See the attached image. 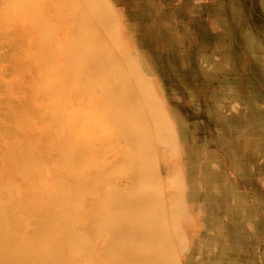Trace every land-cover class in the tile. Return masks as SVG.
Segmentation results:
<instances>
[{"label": "bare ground", "instance_id": "6f19581e", "mask_svg": "<svg viewBox=\"0 0 264 264\" xmlns=\"http://www.w3.org/2000/svg\"><path fill=\"white\" fill-rule=\"evenodd\" d=\"M83 1L90 7L91 13L99 18L102 27L110 29L106 16L111 11L106 6L107 2ZM119 1L126 6L129 19L137 25L139 46L147 54L150 64L164 78V94L173 103L170 115L173 128L177 130L173 133L180 137L178 149L183 159L180 167L186 175L183 182L165 178L158 183L159 162L170 159L171 163L173 155L166 157L161 150L157 156L152 153L151 146L137 144L146 143L151 131L162 141L167 139L161 127L159 129L155 124L147 126L145 122L150 118L160 119L162 115L153 107L151 83L143 73L138 75L139 64L134 61L131 46L118 37L121 29H114L115 36L103 41L89 18L83 14L85 5H74L70 23L73 30L68 33L72 35L73 49L68 55L75 60L82 52L76 66L86 67L77 70H85L88 85L96 84V90L100 94L103 91L105 105L113 110V117L116 114L120 117L119 128L121 126L122 131L127 132L128 140H131L130 149L135 150L134 154L128 155V160L125 155L122 156L121 162L130 160V164L134 165V175L130 180L137 192L131 197L122 191L114 193L111 213L120 210L129 212L122 220H112V230L103 256L109 259L110 264H132L131 257L140 264L141 260L150 261L159 252L162 253L157 239L166 240L163 232L169 229L170 219L168 204L164 205L166 201L161 198L174 191L180 200L176 199L173 206L180 211L176 212L178 215L181 213L182 222L189 223L190 234H199L198 241L194 240L200 250L207 241L218 247L214 259L219 264H264V251L258 249V233L264 227V192L255 189L248 194L236 183L241 177L246 179L253 176L256 182L264 179V0ZM204 1L208 4L203 5ZM171 19L181 20L180 35L169 33L167 25ZM186 23L189 25L186 26ZM62 40L68 41L66 33ZM179 48L181 54L177 55ZM159 56L163 57L165 66L159 65ZM167 73L171 80L167 78ZM103 82L111 87L103 88ZM209 84L212 89H206L205 85ZM139 96L144 101L142 105L138 104L141 102ZM2 100L1 103L6 99ZM187 104L194 107V114ZM4 133L1 132L0 137L2 134L4 137ZM216 151L220 152L223 160L216 156ZM170 171L173 170L170 168ZM61 173H71L75 182L85 180L74 168L69 171L64 166ZM141 183H146L148 187L141 189ZM64 191L65 196L67 190ZM140 193L148 195L142 198ZM66 201L58 202L64 207ZM51 204L58 205L54 201ZM12 209L5 210L3 216L12 213ZM72 213L78 212L74 210ZM29 214L39 217L35 219L32 231H25L21 223L11 222L10 235L18 239L15 243L19 245H4L2 240L8 237L0 235V264H45L54 258H58L57 264L68 263L69 258H64L59 245L48 237L50 226L42 220L41 211ZM86 233L89 234V231ZM143 237L150 239L142 242ZM75 239L67 237L60 243L70 246L71 255L78 253L81 247ZM82 245L87 251L91 243L84 239ZM204 255L208 257L205 264L214 263L209 250Z\"/></svg>", "mask_w": 264, "mask_h": 264}, {"label": "rangeland", "instance_id": "374dc122", "mask_svg": "<svg viewBox=\"0 0 264 264\" xmlns=\"http://www.w3.org/2000/svg\"><path fill=\"white\" fill-rule=\"evenodd\" d=\"M105 1L107 8L111 11L106 16L110 25L108 30L102 27L99 18L91 13L90 7L83 0H64V2L63 0H0V100H7L0 102V125L2 126H0V133L4 131L6 133V129L10 134L12 132L11 135H7V132L4 133L6 136L3 137L2 134L0 137L2 139L0 140V235L8 237L2 240L4 245L9 247L19 245L15 243L18 239L10 235L11 222L21 223L25 231H32L35 227V219L39 217L29 213L40 210L43 215L42 220L50 226L47 232L48 237L55 242V245H59L63 257L69 258L66 264H91L92 262V264H110L109 259L103 256V250L110 238L112 220H122L129 212L120 210L111 213L114 207L113 195L122 191L131 197L137 192L133 186L134 183L130 180L134 175V165L130 164V160L126 163L121 162L122 156L125 155L128 160V155L134 154L135 150L130 149L131 140H128L127 132H123L121 126L119 128L120 117L117 114L115 117L111 115L113 110L105 105L106 100L102 99L103 91L100 94L96 90V84L88 85L84 76L85 70L81 72L77 70L86 67L85 65L76 66L78 58L82 57V52L75 60L70 59L68 55V52L73 49L72 35L68 33L73 30L70 23L74 5H85L83 14L89 18L103 41L115 36L114 29L116 30L117 27L121 29L118 37L131 46L134 61L139 64L138 75L143 73L151 83L153 107L157 108L162 115L160 119L156 117L159 121L150 118L145 122L147 126L155 124L159 129L161 127L162 134H166L167 139L162 141L151 131V136L146 143L137 142V144L143 147L151 146L152 153L157 156L161 150L166 157L169 154L173 155L171 163L170 159L159 162L158 183L165 178L168 180L175 178L183 182L186 175L180 167L183 161L178 149L180 137L173 133L177 131L175 127L173 128V119L170 115L173 103L164 94L166 93L163 90L164 78L158 69L153 67L152 63L150 64L147 54L139 46L137 42L139 30L136 23L129 19L126 6L119 0ZM202 4L208 3L204 1ZM177 20L173 22L171 19L167 27L169 33L180 35L181 20ZM186 24V26L189 25V23ZM65 33L68 41L63 42ZM158 50L160 52L161 48ZM176 53L181 54V48L177 49ZM159 63L164 66L166 64L162 56H159ZM167 74V78L171 80L170 74ZM90 79L92 80L91 76ZM142 81L145 82V78ZM205 86L206 89L213 88L210 84ZM104 87L108 88L111 85L106 86L103 82ZM140 97L141 102L138 104L142 105L144 101ZM13 100L16 101L13 102ZM187 106L194 114V107L189 104ZM19 133H21L20 137ZM216 153V156L223 160L220 152L216 151ZM192 160L193 157H191ZM192 162L195 163L194 160ZM64 166L69 171L76 169L85 180L81 183L75 182L71 173H61ZM170 168L173 171H170ZM13 176H16L15 179ZM252 178L253 176H248L246 179L241 177L235 180L242 191L250 194L252 186L249 184H253ZM231 179L234 181L233 177ZM140 187L146 189L148 185L141 183ZM64 189L67 190L65 196ZM140 195L143 198L148 194L140 193ZM165 196L166 199H161L166 201L164 205L168 204L170 224L169 229L163 232L166 240H161L159 237L157 239L163 252H159L157 257L150 258V261L141 260L140 264H181V262L182 264H205V259L208 257H205L204 253H207V250L213 254V264H219L214 259L215 253L219 250L217 246L204 241L200 250L199 244L195 245L199 234L194 236L190 234L191 228L187 225L189 223L182 222L181 213L178 215L176 212L180 211L173 206L179 197L175 196L174 191L166 193ZM64 199L68 201L64 207H61L58 201ZM53 201L58 205L51 204ZM11 207L13 212L3 216V212ZM71 210L72 212L76 210L78 213H72ZM88 231L89 234L86 233ZM75 234L79 236L74 237ZM258 234L260 238L258 249L263 252L264 229ZM67 237L76 238L75 240L81 245L75 255H71L69 245L60 244L61 241L67 240ZM84 239L91 243L87 251L82 245ZM149 239L143 237L142 242H147ZM57 259L54 258L50 260L51 262L48 260L45 264H57ZM131 263L137 264V261L131 257Z\"/></svg>", "mask_w": 264, "mask_h": 264}, {"label": "crops", "instance_id": "0c3cea01", "mask_svg": "<svg viewBox=\"0 0 264 264\" xmlns=\"http://www.w3.org/2000/svg\"><path fill=\"white\" fill-rule=\"evenodd\" d=\"M253 179V180H252ZM251 180H252V183L253 184H249V185H251L252 186V189L250 190V191H252V190H255V189H257V190H259V191H262V192H264V179L261 181H257L256 182V180H255V178L253 177ZM258 183V184H257ZM260 183V184H259ZM262 187V188H261ZM263 229H264V227H263Z\"/></svg>", "mask_w": 264, "mask_h": 264}]
</instances>
